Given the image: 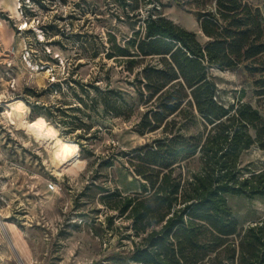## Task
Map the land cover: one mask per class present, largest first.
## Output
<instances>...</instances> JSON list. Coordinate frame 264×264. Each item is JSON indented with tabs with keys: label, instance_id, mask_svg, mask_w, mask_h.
<instances>
[{
	"label": "trees",
	"instance_id": "16d2710c",
	"mask_svg": "<svg viewBox=\"0 0 264 264\" xmlns=\"http://www.w3.org/2000/svg\"><path fill=\"white\" fill-rule=\"evenodd\" d=\"M200 1L197 22L205 44L158 12L163 0L154 4L158 14L153 10L131 24L133 34L124 44L109 35L106 59L149 105L141 130L162 132L130 153L140 193L124 196L117 188L112 193L101 189L107 193L102 204L117 213L107 216L109 223L116 217L131 222V264H264V218L240 229L228 201L229 196L264 199V168L240 165L251 148L264 151V13L245 0H214L213 6ZM194 2L186 5L195 7ZM114 4L128 19L138 17L126 13L131 1ZM242 66L254 79L252 97L225 105L218 99L213 71ZM51 91L64 98L46 105L40 101L44 91L29 89L35 101H25L32 114L76 142L84 156H94L90 146L97 138L89 131L87 108L109 119L134 115L109 76L89 83L70 77L65 88L52 84Z\"/></svg>",
	"mask_w": 264,
	"mask_h": 264
},
{
	"label": "rangeland",
	"instance_id": "374dc122",
	"mask_svg": "<svg viewBox=\"0 0 264 264\" xmlns=\"http://www.w3.org/2000/svg\"><path fill=\"white\" fill-rule=\"evenodd\" d=\"M128 1L131 7L126 13H136V19H128L114 0H0V22L11 31L12 40L6 44L0 34V264H131L133 245L127 238L132 234L131 222L116 217L113 225L109 223L107 216L117 213L104 207L101 198L107 193L101 189L112 193L117 188L124 196L140 193L141 181L128 162L130 153L162 132L141 130L149 105L137 97L126 74L106 59L110 34L124 44L133 34L131 24L153 10L158 14L157 0ZM186 1L163 0L158 12L195 32L205 44L197 22L196 6L201 1L195 0V7ZM245 1L264 13V0ZM214 4L209 0V5ZM213 74L221 103L252 97L254 79L245 66ZM98 76L110 77L134 115L129 120L109 119L102 111L87 108L89 131L97 135L90 146L94 156L88 157L60 128L32 114L25 99L35 101L27 95L29 89L44 91L40 101L53 105L64 97L51 91L52 84L65 88L70 77L89 83ZM17 100L26 104L25 113L13 110ZM65 100L72 102L71 97ZM40 118L52 127L54 139L77 147L83 162L78 173L56 165L50 151L22 124ZM240 165L263 169L264 151L251 148ZM49 184L55 189L49 190ZM228 201L240 229L264 218V199L229 196Z\"/></svg>",
	"mask_w": 264,
	"mask_h": 264
},
{
	"label": "bare ground",
	"instance_id": "6f19581e",
	"mask_svg": "<svg viewBox=\"0 0 264 264\" xmlns=\"http://www.w3.org/2000/svg\"><path fill=\"white\" fill-rule=\"evenodd\" d=\"M13 104V110L21 114L25 113L27 106L23 101L17 100ZM22 124L27 131L33 133L35 141H38L50 151L52 161L56 165H60L70 173H78L77 171L83 168V162L79 159L75 151L77 147L71 144H64L62 141L54 139L52 127L45 120L41 118L32 122L23 120Z\"/></svg>",
	"mask_w": 264,
	"mask_h": 264
},
{
	"label": "crops",
	"instance_id": "0c3cea01",
	"mask_svg": "<svg viewBox=\"0 0 264 264\" xmlns=\"http://www.w3.org/2000/svg\"><path fill=\"white\" fill-rule=\"evenodd\" d=\"M0 34L5 39V43L6 44L12 43V40H11V31L8 29V27L6 25H4L1 22H0Z\"/></svg>",
	"mask_w": 264,
	"mask_h": 264
},
{
	"label": "built area",
	"instance_id": "2783aa9c",
	"mask_svg": "<svg viewBox=\"0 0 264 264\" xmlns=\"http://www.w3.org/2000/svg\"><path fill=\"white\" fill-rule=\"evenodd\" d=\"M48 189L49 190H54L55 189V186L53 184H49Z\"/></svg>",
	"mask_w": 264,
	"mask_h": 264
}]
</instances>
